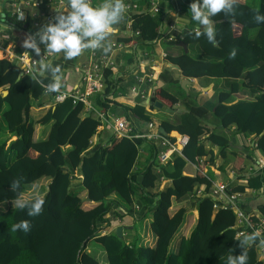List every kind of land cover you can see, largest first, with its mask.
I'll list each match as a JSON object with an SVG mask.
<instances>
[{"label":"trees","instance_id":"1","mask_svg":"<svg viewBox=\"0 0 264 264\" xmlns=\"http://www.w3.org/2000/svg\"><path fill=\"white\" fill-rule=\"evenodd\" d=\"M92 2L96 5L104 0ZM148 2L143 1L141 5H148ZM181 2L186 8L192 0ZM169 4L173 7L175 3L162 1L164 8ZM253 9L264 14V0L259 4L256 0H238L233 22L223 14L212 18L218 47H213L204 36L196 39L194 31L193 35L185 32L182 38L189 46H194L193 50L174 56L168 54L167 60L178 66L185 77L231 80L228 89L218 94L208 110L213 111L222 129L234 126L237 133L254 136L255 147L251 151L257 149L264 156V23L253 21ZM163 13L161 9L154 16L151 13L134 14L132 31H140V36L119 35L118 40L133 44L156 40L162 27L163 31L168 30L162 24ZM5 21L6 27H0V31L16 28L11 34L16 36L17 51H26L21 42L26 31H31V20L22 24L6 11ZM4 45L7 46L8 41ZM233 47L237 49L234 60L229 59ZM124 58L127 63L133 61L131 55ZM21 72L17 63L0 59V135L6 134L0 143V264H225L233 249L235 255L241 253L242 249L237 247L238 241L235 240L238 230L234 228L237 222L234 211L214 209V200L208 196L191 198L197 187L205 185L208 190L212 183L200 172L195 176L183 175L188 162L196 163L199 158L213 156L212 150L204 143V136L210 144L220 147L224 159L232 143L231 139L212 132L204 124L203 116L207 112L204 106H196L190 100L194 106H190L187 113L177 119L162 121L168 133L188 135L189 143L182 154L176 153L172 160L161 165L158 162L160 147L153 141L118 138L104 129L101 136L106 134V141L94 145L93 138L98 134L101 122L93 115H85L81 103L75 105L72 100H67L49 108L42 118L35 119L31 109L35 103L43 106L44 102L40 100L46 95L32 76L23 75L19 79ZM114 75L112 70H106L107 94L112 91L113 95L118 91L127 94L134 79L130 81L122 77L114 80ZM49 82L44 80V83ZM4 90L9 91L8 95H3ZM242 92L249 96L240 97ZM158 95L163 100L168 99L172 106L179 101L178 96L168 94L164 89L158 90ZM105 97L93 96L99 109L120 108L122 113L119 116H126L131 123L139 120L145 126L152 122L153 115L147 113L144 105L139 103L129 107ZM235 99L238 101L234 104L225 103ZM37 124L49 127L45 139L35 140ZM135 129L134 132H139L136 126ZM146 146L152 153L151 164L135 171L140 149ZM247 150L250 151L249 146ZM234 156V170L244 173L249 153L247 157L237 153ZM213 175H220V172ZM43 177H49L50 183L42 197L45 204L41 215L30 217L26 209L15 207L3 209L4 202L13 201L28 185ZM161 177L173 183L160 190L158 182ZM14 179H21L15 192L10 187ZM220 179L218 181L223 180ZM228 186L233 192L245 193L246 188L260 190L264 186V170L251 174L246 184L235 180ZM85 198H89L94 207L86 209ZM186 199L191 200L198 217L186 203L187 207L182 204ZM122 209L139 219L151 213L150 226L156 238L154 245L128 242L124 237L119 238L116 230L109 231L117 219L126 216ZM21 220L30 221L31 230L27 233L11 231L12 225ZM185 225L191 230L190 235L185 232L178 245L172 246ZM91 241L96 242L95 249L104 251V261L97 256L95 249L89 250ZM247 253L248 264H264L258 258V242L248 248Z\"/></svg>","mask_w":264,"mask_h":264},{"label":"built area","instance_id":"2","mask_svg":"<svg viewBox=\"0 0 264 264\" xmlns=\"http://www.w3.org/2000/svg\"><path fill=\"white\" fill-rule=\"evenodd\" d=\"M146 0H136L130 2L124 0L127 6L125 13V24L120 23L114 26L111 31L107 43L111 45V51L108 54H104L102 50H85L77 59L75 72L77 74V82L74 84L64 85L58 93H44L50 97V102L46 104V108L55 107L57 104L64 103L67 100H72L73 104H83L84 113L86 115H93L101 122L99 129H107L111 131L118 138H129L137 139L142 138L148 141L155 142L159 147L160 151L158 154V160L161 164H166L172 159L175 153H182V150L189 143V137L185 135H174L173 133L169 136H163L159 131L150 133L134 132L135 126L126 116H115L113 113H108L99 109L94 101L93 96L95 95H106L104 99L117 101L119 98H128L134 101L136 104H141L146 107V111L152 114L156 111V91L158 88L160 70L162 65L159 63L160 55L163 59H167L168 53L160 52L159 57L157 52L159 46L162 45L163 41H179L180 36L183 37L185 32H192L194 29L187 27L186 25L180 30L177 26L179 25L178 19H183L186 23H189V19H185L181 14L182 9L179 6H173V11L167 12V9L162 6L164 0H149L148 5H141ZM90 3L93 7L98 6L93 4L92 0ZM66 4V0H0V27L5 26L6 11L11 12V15L15 19L22 23H28L31 20L30 29L37 31L45 22L51 21L55 16L54 9L63 8ZM163 9L162 24L164 28L168 29L163 31V27L160 30V36L152 42L142 43H131L126 41H119L117 36H130L134 38L139 37L141 32L132 31V25L134 22V14L136 13H151L153 16L158 14ZM172 16L169 19V16ZM11 30L0 31V54L3 59H7L11 62H16L22 69L23 75L32 76L38 74L39 64L53 62L58 54L43 53L40 57L28 50L18 52L15 46V39H12L10 33ZM26 33H30L26 31ZM5 41H8V45L5 46ZM162 48V47H161ZM126 55H131L133 61L127 63L124 58ZM126 70H124V68ZM112 70L115 75L112 79H120L117 74L124 71V76H131L134 79V83L129 86L127 94H123L120 91H116L117 95H113V91L107 94V83H106V70ZM122 75V74H121ZM123 77V76H122ZM121 77V78H122ZM47 84V83H45ZM119 88V85L118 87ZM118 102V101H117ZM156 113V112H155ZM153 115V114H152ZM150 124V123H149ZM202 164L204 162L201 161ZM200 167V166H199ZM200 173L205 175L212 183L208 190L205 185H201L195 190L198 197L208 196L214 200V209H231L237 216V222L235 229L238 233H251L255 230H259L264 234V217H258L251 213L245 212L240 202L245 193L233 192L232 188L228 186L227 182L213 181L207 176V169L205 167L199 168ZM247 183V181H244ZM126 213V211H124ZM254 217V218H253ZM259 257L264 258V247L259 246ZM261 260V259H260Z\"/></svg>","mask_w":264,"mask_h":264},{"label":"clouds","instance_id":"3","mask_svg":"<svg viewBox=\"0 0 264 264\" xmlns=\"http://www.w3.org/2000/svg\"><path fill=\"white\" fill-rule=\"evenodd\" d=\"M237 5L238 0H192L188 11L191 14V20L199 25V27L194 30V37L199 39L201 36H204L213 47H218L219 43L216 38L217 30L212 18L223 14L229 18V22H233L232 18L237 14ZM126 9L127 6L124 0H104L103 3L95 7L91 5L90 0H66V4L62 9H54L56 14L51 21L45 22L34 33L25 34L21 42V47L40 57L42 55L40 45H43V53L54 55L62 54L65 60L75 59L85 50H102L104 54H108L111 51V45L107 43L108 37L114 29V26L119 25L123 21ZM252 11L253 21L257 24L264 23V14L260 13L258 9H253ZM192 32H190L189 35H193ZM236 55L237 49L233 47L229 52V59L234 60ZM61 73L62 69L60 65H53L51 62L41 63L39 64V72L33 75V79L45 90L46 94L58 93L64 83H62ZM45 79H48L50 82L45 84ZM172 133L174 135L188 136L179 132ZM169 134L171 133H168L167 136H169ZM201 161L203 162V159L199 158L198 166L205 167L208 173V163L202 164ZM207 176L212 179L208 174ZM161 180H164V177H161L160 181ZM20 184L21 179H14L10 186L11 190L14 192L17 191ZM198 188L199 187L196 189ZM192 194L197 193L194 192ZM12 204L17 209H26L28 216L35 217L42 214L45 200L40 196H37L33 200H27L23 195H18L17 198L12 201ZM138 209L139 206H136V210ZM122 211L124 212L126 210L122 209ZM124 214L130 216L127 211L126 213L124 212ZM118 220L123 219L119 218L116 221ZM30 230L31 224L28 220H21L13 224L11 228L13 232L23 231L27 233ZM235 240L238 241L237 247L242 249V251L239 255H235V249H233L227 256L225 264H248L247 249L257 244V242L259 246L264 247V234L259 230H255L251 233H239L235 237Z\"/></svg>","mask_w":264,"mask_h":264},{"label":"crops","instance_id":"4","mask_svg":"<svg viewBox=\"0 0 264 264\" xmlns=\"http://www.w3.org/2000/svg\"><path fill=\"white\" fill-rule=\"evenodd\" d=\"M173 2V4L175 6H181L183 8L184 13H182L181 15L184 16L185 19L190 18V14L189 12L186 10L185 7L182 6V2L179 3V0H171ZM181 1V0H180ZM240 1H245V0H240ZM260 2V0H259ZM257 3V0H256ZM190 5V4H189ZM188 5V7H189ZM167 12H171L173 11V7L167 6L166 7ZM186 13V14H185ZM171 15L169 16V19H171ZM125 24V18H124V23L120 24L124 25ZM199 27V26H198ZM15 35L12 36V39H15ZM181 39L179 41H171L175 42V44H171V46L174 48L172 50H164L163 46L164 44L162 43L161 50H158L157 55L159 57V53L160 52H165L168 53L170 55H177L179 53H181L182 51H185V47L180 45L181 42L184 41V39L182 38V36H180ZM185 42V41H184ZM168 43V42H167ZM187 44V52L189 50V45ZM180 49V51H179ZM179 51V52H178ZM178 52V53H177ZM78 59L75 58L74 61L72 60H65L62 54H58V56L55 58V60L52 62L53 65H60L61 69H62V81L64 82L65 85H69V84H74L75 82H77L78 78H77V74L75 72V68H76V60ZM159 63L163 66L162 69L160 70V78H159V82L158 85H156V87L158 88V90L164 89L166 84H178L180 86V93L177 92L175 93V96H178L179 101L174 104L172 106V108H168V104H169V100H163V98H160L158 95V90L156 91V100L160 101L163 104L162 109L156 108V113H152V122L149 124L147 123V125H145L146 129L148 130L147 132H155L158 131L160 129V127L162 126V121H165L166 119L170 118V119H177L180 115L187 113L190 110V106H194L190 100L192 101V98L195 99L196 101H198V103H195L196 106H204V108L206 109V114L203 116V122L206 125H211L210 123L213 122V124L215 123V119H214V114L213 111H211L212 114H210V110L209 106H211L213 104V102H216V98L217 95L221 92H224L225 90L228 89L229 84L231 83V80H227V79H220V78H209V77H204V78H190V77H185L183 75V73L181 72L180 68L176 67V65L172 64L171 62H169L166 59H163L162 56L160 55L159 58ZM176 69L178 71L177 74L173 75L172 72L169 69ZM122 74V75H121ZM123 76V78L125 80H130L132 81L133 78L131 76L125 77L124 76V71H122V73L117 74L118 78H121ZM189 79V82L186 85V89H184L181 86V81L185 80V79ZM2 91V89H0V92ZM185 92V93H184ZM184 94L183 96H181V94ZM244 93V92H242ZM247 96H249L247 94ZM238 98H240L237 95ZM219 100V97H218ZM50 101V97L49 96H44L40 102H44L43 106H40L39 104L35 103L34 106L31 109V114L35 119H40L42 118L45 113L47 112V108H46V104L49 103ZM119 103H122L126 106L129 107H134V105L132 103H134V101L129 100L128 98L124 97V98H119L117 100ZM238 100H231L225 103H229V104H234L236 103ZM195 108V107H194ZM113 110H107L106 112L108 113H113ZM44 112V114H42ZM84 112V111H83ZM86 115V114H85ZM213 115V116H212ZM200 117V115H199ZM103 129H98V134L93 138V144L96 145L98 143H104L107 139V135L105 134V136H101ZM216 133H218L219 135L228 137V139H231L232 143L230 144V146L227 149L228 155L227 158L224 159L221 155H220V147L217 145H212L207 141V136H204V143H206L208 146V148H210L213 152V156L207 155L202 157L203 162L204 163H208V170L210 171V173L214 174V173H218V171L220 172V175L223 176V180L224 182L230 183L232 181H238L239 183L242 184H246L244 181H247L248 183V178L250 177L251 174L253 173H258V171H263L264 170V156L260 153L259 150H255V151H251V148L253 149L255 147L254 143L256 138L254 136H250L247 137L244 134H239L235 131V127L232 126L229 129H222L221 127L216 126ZM49 132V127L47 125H42V124H37L36 125V131H35V140H40V139H45L48 135ZM109 133V132H108ZM178 133V132H175ZM145 134V133H144ZM14 139V138H13ZM248 146L250 147V151L247 150ZM241 154L242 156H246L249 153V159L246 160V169L244 173H238L234 170V160H235V156L234 154ZM31 155L35 156L36 153L35 152H31ZM151 150H148L147 146L144 147L143 149H140V153H139V157H138V161L135 165L134 170L135 171H139L142 170L143 168H145V166H147L148 164H151L150 160H151ZM199 172V166H198V162L196 163H192V162H188V164L186 165V167L183 170V175H188V176H195L197 173ZM241 177H244V179H242ZM47 177H43L40 180L36 181L35 183L31 184L30 186H41V184L45 181L44 184H46L45 187H42V195L40 197H43L46 194V191L48 189V185L50 183V181L48 179H46ZM173 183L172 180H168L166 178H164V180H161L158 182V186L160 187L161 190H163L164 188H166L167 186H170ZM83 197H85V192H83ZM198 195L197 194H192L191 198H197ZM184 202H182V204L185 203L187 204V206L192 210L193 214L198 217V211L196 210V208H194L192 205V202L190 199H186V200H182ZM84 204L89 205L88 208L86 209H90L92 207H94V203L92 202H88L86 201V198L84 200ZM181 203H178V205H180ZM186 206V205H185ZM186 206V207H187ZM240 206L241 208L247 212V213H251L253 215H256L258 217H264V212H263V208H264V186L260 189V190H256V189H252V188H246V192L243 195V198L241 199L240 202ZM190 213V212H189ZM139 214V209L137 210V215ZM138 216L131 217V216H125V218H123V220H118L116 222L113 223L112 227L109 229V231L111 230H116L119 226H123L124 227V231H123V237L125 234H127V232H129L130 230H132L134 228V220H139V218H137ZM144 222L145 220H150V224H151V219L149 217L143 218ZM187 225V222H186ZM186 225L183 227V231L180 232L181 236L185 234V232L187 233V235H190V230H187ZM186 227V228H185ZM152 233H149L150 236ZM146 238V237H145ZM144 244V243H143ZM259 259L263 260L264 262V258L262 256L258 257Z\"/></svg>","mask_w":264,"mask_h":264},{"label":"rangeland","instance_id":"5","mask_svg":"<svg viewBox=\"0 0 264 264\" xmlns=\"http://www.w3.org/2000/svg\"><path fill=\"white\" fill-rule=\"evenodd\" d=\"M179 3H181V1L179 0L178 1ZM260 2H259V0H257V4H259ZM166 8V7H165ZM188 6H186V10L188 11ZM189 12V11H188ZM186 14V13H185ZM189 14H190V12H189ZM189 19V23H186V21L183 19V17H181V19H178V21H179V25L177 24V26H178V28L181 30L182 28H183V26H187V27H190V28H192V29H194L195 27H197V24L196 25H192V22H191V20H190V18H188ZM122 24L124 23V19H123V21L121 22ZM199 26V25H198ZM13 33L12 34H14L15 33V30H11ZM10 31V32H11ZM35 32V30H31L30 31V33H34ZM171 41H169L168 43L166 42V41H163V44H164V46H163V48H164V50H172V49H174L171 45H169V43H170ZM41 46V48H43L44 46L43 45H40ZM193 48H194V46L193 45H190L189 46V49L192 51L193 50ZM162 48H161V46H159V50H161ZM179 51H180V49H179ZM178 51V52H179ZM177 52V53H178ZM2 58V56H1V54H0V59ZM167 60V59H166ZM171 72H172V74L173 75H175V74H177L178 73V71L176 70V69H173V68H171V69H169ZM180 87H179V85L177 84H172V83H168V84H166V86H165V88H164V90L168 93V94H171V95H175V93H177V92H179L180 93ZM184 94L182 93L181 94V96H183ZM218 96V95H217ZM240 97H246L247 96V94L246 93H241V95H239ZM192 101H194L195 103H198V101H196L195 99H193L192 98ZM168 108H172V106L170 105V104H168V106H167ZM211 106H209V108H210ZM112 112H114L115 113V115H120L121 113H122V109H120V108H115ZM42 114H44V112L42 113ZM210 114H212L211 113V110H210ZM213 116V115H212ZM214 117V116H213ZM214 119H215V123L213 124V122L212 123H210L211 125H209V127L211 128V130H212V132H214V133H216V131H217V129H216V126H218V124H219V122H218V120L214 117ZM134 125L139 129V132L140 133H150V132H147L148 130L146 129V127L144 126V125H142V123L139 121V120H134ZM4 127H5V125H4ZM5 129V128H4ZM107 131H109V130H107ZM6 136V134L5 133H2L1 135H0V143H2V139L4 138ZM35 138V137H34ZM212 179H214L215 181H218L220 178V180H222L223 179V176L222 175H213L212 173H210V171L208 170V173H207ZM46 179H48L49 181H50V178L49 177H47ZM45 183V181L41 184V186H39V185H37V186H30V185H28L27 187H26V189H25V191L23 192V197L25 198V199H27V200H33V199H35L37 196H41L42 195V190H41V188L42 187H45L46 186V184H44ZM160 188V187H159ZM14 201V200H13ZM174 202V201H173ZM2 207H3V209L4 210H8L9 208H12V207H14L13 206V204H12V201L11 200H9V201H6V202H4L2 205H1ZM138 206V205H137ZM84 207L85 208H88L89 207V205H87V204H84ZM150 219H152V216H151V213H148V215H147ZM131 217H133V216H131ZM135 218V217H134ZM182 231H183V229H182ZM190 232H191V230H190ZM149 233H152V231H151V226H150V220H145V222H144V219H143V217H141L139 220H134V228L132 229V230H130L129 232H127V234H125L124 235V238H125V241H128V242H137L138 244H143L144 243V245H154L155 244V242H156V238H155V236L153 235V233L151 234L152 236H150L149 235ZM146 237V238H145ZM180 238H181V233H179L176 237H175V239L173 240V242H172V246H174V247H176L177 245H178V243H179V241H180ZM97 247V245H96V242L95 241H91L90 242V245H89V250L91 251V250H94L95 248ZM172 249H175V248H172ZM95 251V253L97 254V256L98 257H100L101 259H103V261L105 260V253H104V251L102 250V248H99V249H95L94 250Z\"/></svg>","mask_w":264,"mask_h":264},{"label":"water","instance_id":"6","mask_svg":"<svg viewBox=\"0 0 264 264\" xmlns=\"http://www.w3.org/2000/svg\"><path fill=\"white\" fill-rule=\"evenodd\" d=\"M180 45H182V46H184L185 47V50H186V52H187V44H186V42H181L180 43ZM177 68H178V66H176ZM23 76V73H21L20 74V76H19V79L21 78ZM18 79V80H19ZM189 82V79H185V80H183V81H181V86L184 88V89H186V85H187V83ZM8 93H9V91L8 90H4L3 91V95L4 96H6V95H8ZM155 107L156 108H159V109H162V107H163V104L160 102V101H155ZM159 131H160V133L161 134H163L164 136H167L168 135V132L164 129V127H160V129H159ZM86 201H91L89 198H87L86 199ZM123 231H124V227L123 226H119L117 229H116V234H117V236L119 237V238H123Z\"/></svg>","mask_w":264,"mask_h":264}]
</instances>
